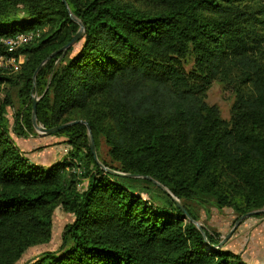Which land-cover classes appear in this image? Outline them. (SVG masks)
Segmentation results:
<instances>
[{
    "label": "trees",
    "instance_id": "1",
    "mask_svg": "<svg viewBox=\"0 0 264 264\" xmlns=\"http://www.w3.org/2000/svg\"><path fill=\"white\" fill-rule=\"evenodd\" d=\"M64 2L0 0V55L26 57L20 121L33 130L35 87L37 123L85 121L99 163L123 175L98 165L82 124L53 134L68 146L62 160L31 163L2 123L5 93L0 264L50 239L55 206L72 216L60 246L24 264H248L203 235L186 204L209 195L240 213L264 208V0ZM71 16L82 37L51 56L78 32ZM29 32L42 34L7 53L3 40ZM7 80L0 75V88ZM214 80L234 85L228 121L205 101Z\"/></svg>",
    "mask_w": 264,
    "mask_h": 264
},
{
    "label": "rangeland",
    "instance_id": "2",
    "mask_svg": "<svg viewBox=\"0 0 264 264\" xmlns=\"http://www.w3.org/2000/svg\"><path fill=\"white\" fill-rule=\"evenodd\" d=\"M142 6L148 8L150 5L144 3ZM41 34L42 32L24 34L23 37H26V42L17 45V49L34 42ZM25 60L24 54H19L13 64L0 60V75L8 79L1 84L0 98L5 93L9 97V104L6 105L2 116V123L14 147L31 163L46 170L47 167L63 159L68 151V146L63 137L42 135L33 126V130L30 131L22 125L23 123L20 120L25 112L27 103L23 96L19 75L23 70ZM235 98L234 85L227 86L219 80H214L206 93L205 101L210 105L216 106L220 117L228 121L230 119V108ZM37 99H39V95L34 87L30 91L29 101L33 102V100ZM18 131L21 135L17 133ZM86 134L87 138L89 136L92 138L90 129L89 131L86 129ZM97 146L100 157L109 162L105 155L106 146L101 136H97ZM155 186L165 193L163 189L157 185ZM150 191L152 197H157L160 200L161 196L158 191L154 188H151ZM186 205L196 216L197 220L195 222L202 229L204 228L208 233L214 235L219 241L224 239L234 227L235 222L245 214L236 212L232 208L218 205L209 195H197L192 201H188ZM260 210H264V208ZM71 220L72 216L69 213L64 212L60 206H55L52 215L50 239L47 242L26 249L14 264L28 263L47 251L56 250L61 244V235ZM222 246L225 250L240 255L248 264H264V213L242 219Z\"/></svg>",
    "mask_w": 264,
    "mask_h": 264
},
{
    "label": "water",
    "instance_id": "3",
    "mask_svg": "<svg viewBox=\"0 0 264 264\" xmlns=\"http://www.w3.org/2000/svg\"><path fill=\"white\" fill-rule=\"evenodd\" d=\"M62 2L65 3L64 0H62ZM71 18H72V20H73L75 23H77V24L79 25V30H78V32L72 37V39H71L66 45H64V46H63L62 48H60L59 50L55 51L51 56H53V55H55V54H59V53H61V54L63 55V54L67 51V49H68L69 47H71L72 45H74V44H75V43H76V42L82 37V34H83V32H84V28H83L82 24H81L78 20H76L73 16H71ZM51 56H50V57H51ZM50 57H48L45 61H43V62L38 66V68L36 69V71H35V73H34V75H33V80H34V77H35V74L37 73V71L41 68V66H43V65L46 63V61H47ZM33 88H34V87H33ZM37 101H38V99H37V100H33V102H32L31 122H32V126H33V128H34L39 134H42V135H53V134L59 132L60 130H63L64 128H67V127H69V126H71V125H74V124H82V125H84V126L86 127V129L89 131V127H88L87 123H86L85 121H80V120H78V121H71V122H68V123H64V124L58 125V126H56V127L50 128V129H46V128H44L43 126H40V125L37 123V120H36V103H37ZM88 138H89V139H88V140H89L88 142H89V148H90L91 154H92L94 160L98 163V165H99L102 169H104L105 171H108V172H111V173H114V174L123 175V174H121V173H117V172H114V171H110V170L104 168L103 165H101V163H99V161H98V159H97V155H96L95 146H94V144H93V140H92V138H91L90 136H89ZM126 176H128V177H133V178H139V177H140V176H137V175H126ZM145 179H148V180L152 181V182L155 183L158 187H160L161 189H163V190L165 191V193L170 194L169 191H168L165 187L161 186L159 183H157V182L151 180L149 177H145ZM173 200L175 201L176 205H177V206H178V207L184 212V209H183L181 203H180L177 199H175V198H173ZM184 213H185V212H184ZM259 213H264V210H255V211H251V212H248V213L243 214V215H242V216H241V217L235 222V225H234V227L230 230V232L224 237V239H223L222 241L219 242V244H218L216 247H221V246H222V244L224 243V241H225L227 238H229V236L232 234V232L235 230V228L238 226V224L240 223V221H241L242 219L247 218V217L252 216V215H255V214H259ZM185 215H186V213H185ZM187 217L189 218L188 215H187ZM189 220L192 221L190 218H189ZM192 222H193V224L196 226V228H197V229L203 234V229L201 228V226H200L197 222H195V221H192ZM203 235H204V234H203ZM204 237H205V236H204ZM216 247H215V248H216Z\"/></svg>",
    "mask_w": 264,
    "mask_h": 264
},
{
    "label": "built area",
    "instance_id": "4",
    "mask_svg": "<svg viewBox=\"0 0 264 264\" xmlns=\"http://www.w3.org/2000/svg\"><path fill=\"white\" fill-rule=\"evenodd\" d=\"M23 35L16 36L15 39L9 38V39L3 40L7 53L13 52L15 49H17V45H20L26 42V37H23ZM0 60H5L6 62L13 64L15 62V57L0 55Z\"/></svg>",
    "mask_w": 264,
    "mask_h": 264
},
{
    "label": "crops",
    "instance_id": "5",
    "mask_svg": "<svg viewBox=\"0 0 264 264\" xmlns=\"http://www.w3.org/2000/svg\"><path fill=\"white\" fill-rule=\"evenodd\" d=\"M248 263V262H247ZM249 264H251V263H249Z\"/></svg>",
    "mask_w": 264,
    "mask_h": 264
}]
</instances>
